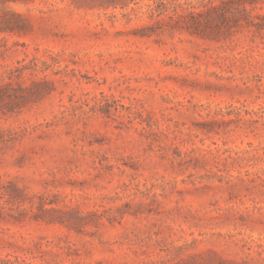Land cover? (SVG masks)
<instances>
[{
	"label": "rangeland",
	"instance_id": "obj_1",
	"mask_svg": "<svg viewBox=\"0 0 264 264\" xmlns=\"http://www.w3.org/2000/svg\"><path fill=\"white\" fill-rule=\"evenodd\" d=\"M0 264H264V0H0Z\"/></svg>",
	"mask_w": 264,
	"mask_h": 264
}]
</instances>
